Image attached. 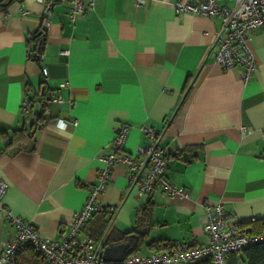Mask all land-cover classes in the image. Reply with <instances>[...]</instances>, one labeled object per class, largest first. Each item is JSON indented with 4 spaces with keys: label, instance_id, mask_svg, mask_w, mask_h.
<instances>
[{
    "label": "crops",
    "instance_id": "0c3cea01",
    "mask_svg": "<svg viewBox=\"0 0 264 264\" xmlns=\"http://www.w3.org/2000/svg\"><path fill=\"white\" fill-rule=\"evenodd\" d=\"M176 1L135 6L132 0H95L71 23L68 0H59L47 17L40 65L28 58L25 41L41 27L42 2L12 1L0 12V180L8 186L3 202L41 237H65L121 124L130 128L125 153L148 145L140 125L162 133L165 176L187 196L153 189L136 199L135 189L127 192L126 166L118 162L98 199L99 206H117L113 236L135 228L147 201L151 225L139 251L144 254L153 251L146 246L151 241L204 243L206 204L220 203L228 223L248 229L250 222L264 221V29L249 34L256 69L242 79L240 67L224 71L215 62L220 17L175 12ZM43 80L52 100L34 151L9 154L1 135L31 123L32 116L25 124L20 105ZM57 95L64 102H54ZM100 215L97 209L79 236L94 235ZM13 233L0 212V245Z\"/></svg>",
    "mask_w": 264,
    "mask_h": 264
},
{
    "label": "built area",
    "instance_id": "2783aa9c",
    "mask_svg": "<svg viewBox=\"0 0 264 264\" xmlns=\"http://www.w3.org/2000/svg\"><path fill=\"white\" fill-rule=\"evenodd\" d=\"M39 1L43 4L41 27L45 30L53 0ZM146 1L148 0H132L135 6H142ZM68 2L70 5L67 19L73 23L77 15L93 9L95 0ZM173 9L175 12H186L207 18L220 17V30L213 42L215 62L224 71L240 67L242 79H247L255 71L256 64L248 41L252 31L264 29V0H234L230 8L220 5L217 0H179L173 4ZM53 101L64 102L60 95L53 98ZM20 112L25 124H28L31 115L26 98L20 105ZM57 124L64 125L61 119ZM69 124L75 127L77 120L73 118ZM129 129V126L124 124L115 128L110 150L99 157L103 168L98 172L97 181L88 188L83 205L73 213L67 233L60 241L41 237L29 222L6 207L3 201L8 186L5 181H0V212L14 231L13 236L0 245V264H16V253L24 245H30L37 251L45 264H103L101 254L106 239L113 230L117 206H99L98 199L105 191L111 169L118 162L126 166L127 192L135 189L136 199L153 189L168 197L187 196L182 187L171 184L165 176L167 157L161 145L162 133H156L151 128L140 125L139 131L147 136L148 145L137 148L133 153H125L124 143ZM261 132L264 137V130ZM97 209L104 212L106 221L104 230L95 239L79 236ZM204 215L205 219L201 225L206 236L204 243L197 246L180 243L169 251L130 254L124 256L117 264H187L203 259H208L211 264H225L228 255L264 242V232L250 235L248 227L237 222L228 223L227 212L220 203L213 206L206 204Z\"/></svg>",
    "mask_w": 264,
    "mask_h": 264
},
{
    "label": "trees",
    "instance_id": "16d2710c",
    "mask_svg": "<svg viewBox=\"0 0 264 264\" xmlns=\"http://www.w3.org/2000/svg\"><path fill=\"white\" fill-rule=\"evenodd\" d=\"M18 1V0H12ZM12 1L0 0V12L5 13L6 9ZM59 0H53V4ZM26 46L28 48V58L35 61L38 65L42 60L45 51L46 33L40 27L35 32L31 33L26 38ZM52 91L43 80L39 83L37 89L31 96L26 95L30 115L33 120L28 125H23L22 128L11 130L9 133H3L1 140L3 149L13 154L19 151H34L35 135L42 126L46 118L47 104L52 100ZM28 96V97H27ZM36 106V110L34 107ZM100 211V209H99ZM100 216L93 224L94 235H87L90 238H97L106 226L104 220V212L100 211ZM151 202L147 201L139 207L136 216L135 228L129 232L113 236V230L109 233L105 247L108 245L115 246L118 244H128L124 256L139 253L140 249L145 245L147 233L150 227ZM84 229V228H83ZM250 235H256L264 232V221H252L248 229ZM152 252L169 251L174 248V245L164 243V241H151L146 245ZM158 249V250H155ZM16 264H45L44 259L40 254L33 250L30 245L22 246L15 256ZM105 264V263H103ZM187 264H211L208 259H203L194 263ZM225 264H264V242L250 245L240 252L232 253L226 257Z\"/></svg>",
    "mask_w": 264,
    "mask_h": 264
},
{
    "label": "water",
    "instance_id": "95a60500",
    "mask_svg": "<svg viewBox=\"0 0 264 264\" xmlns=\"http://www.w3.org/2000/svg\"><path fill=\"white\" fill-rule=\"evenodd\" d=\"M9 2L12 0H8ZM128 244L108 245L101 254V261L105 264H117L123 260Z\"/></svg>",
    "mask_w": 264,
    "mask_h": 264
},
{
    "label": "rangeland",
    "instance_id": "374dc122",
    "mask_svg": "<svg viewBox=\"0 0 264 264\" xmlns=\"http://www.w3.org/2000/svg\"><path fill=\"white\" fill-rule=\"evenodd\" d=\"M0 181H4V180H0ZM2 214V213H1Z\"/></svg>",
    "mask_w": 264,
    "mask_h": 264
}]
</instances>
